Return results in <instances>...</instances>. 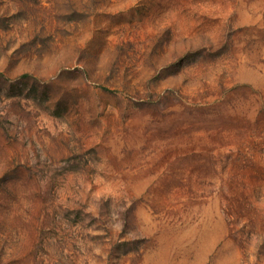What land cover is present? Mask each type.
<instances>
[{"label":"rangeland","instance_id":"obj_1","mask_svg":"<svg viewBox=\"0 0 264 264\" xmlns=\"http://www.w3.org/2000/svg\"><path fill=\"white\" fill-rule=\"evenodd\" d=\"M0 264H264V0H0Z\"/></svg>","mask_w":264,"mask_h":264}]
</instances>
